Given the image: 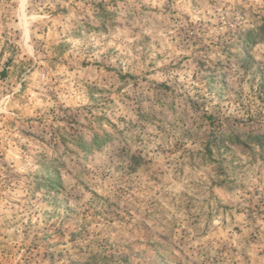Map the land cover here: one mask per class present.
Returning <instances> with one entry per match:
<instances>
[{"label":"rangeland","instance_id":"1","mask_svg":"<svg viewBox=\"0 0 264 264\" xmlns=\"http://www.w3.org/2000/svg\"><path fill=\"white\" fill-rule=\"evenodd\" d=\"M0 264H264V0H0Z\"/></svg>","mask_w":264,"mask_h":264},{"label":"trees","instance_id":"2","mask_svg":"<svg viewBox=\"0 0 264 264\" xmlns=\"http://www.w3.org/2000/svg\"><path fill=\"white\" fill-rule=\"evenodd\" d=\"M243 44H244V46L247 47V48L250 47V46H249V41H248V40H246Z\"/></svg>","mask_w":264,"mask_h":264}]
</instances>
